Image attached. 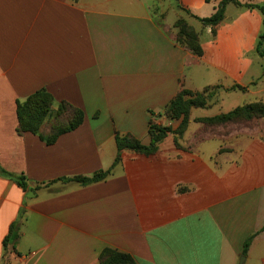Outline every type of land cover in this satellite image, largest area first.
Instances as JSON below:
<instances>
[{"label":"crops","instance_id":"crops-1","mask_svg":"<svg viewBox=\"0 0 264 264\" xmlns=\"http://www.w3.org/2000/svg\"><path fill=\"white\" fill-rule=\"evenodd\" d=\"M219 1L0 0V168L28 185L0 176V264H99L104 248L137 264H264V120L199 125L179 148L167 137L154 155L123 152L103 181H60L111 168L117 133L148 145L151 113L181 89L202 91L189 69L201 79L216 71L204 88L250 83L238 75L259 34L255 10L243 8L224 28L227 5L214 38L202 29L201 57L174 43L177 18H208ZM153 10L164 14L161 25ZM40 89L84 113L52 145L16 133V101ZM195 110L190 121L206 118Z\"/></svg>","mask_w":264,"mask_h":264},{"label":"trees","instance_id":"trees-1","mask_svg":"<svg viewBox=\"0 0 264 264\" xmlns=\"http://www.w3.org/2000/svg\"><path fill=\"white\" fill-rule=\"evenodd\" d=\"M232 4L237 7H243L249 10L256 9L262 15L263 30L258 37L256 52L260 53V47L264 41V4H242L238 0H220L214 13L203 19H198L203 26L210 27L214 35L215 27H217L224 19L226 6ZM185 11V10H184ZM190 14L188 11H185ZM176 28V42L184 46L195 56L200 57L203 54L202 48L199 44L198 33L187 25V23L179 19L175 22ZM220 86L205 88L202 91H191L188 89H181L164 107L161 114L168 120H179L180 123L176 130L170 127L161 126L153 121L154 114L151 113V119L148 122L147 134L150 142L148 145H143L138 139L131 134L115 135L116 156L114 158L111 168L106 171H100L90 177H73L61 178L63 182H75L81 186L90 185L105 180L116 167L120 161L122 153L130 151L136 154L151 156L154 155L161 143L167 138L169 134L174 137V145L179 148V141L182 138L188 126L190 111L192 109H203L210 106L211 96L215 89ZM241 89L237 85H233L226 91H233ZM56 103V108L52 110ZM264 116V105L260 103L250 104L243 107H237L227 113H222L210 118H203L197 120L202 122L204 128H211L213 126L222 125L225 123H233L236 121H249L253 118ZM16 117L17 127L16 133L22 136L25 133H30L39 137L46 145H52L56 142L59 136L69 133L77 129L83 122L84 113L80 109L72 106L68 102H55L53 97L44 89L37 90L29 95L23 101H16ZM53 119V124L46 131L47 122ZM62 120H65L63 122ZM0 176L12 180L22 190L27 189V182L24 176H15L4 169L0 168ZM255 237V234L245 239L243 243L242 254L245 255L248 248ZM12 230L4 240V247L6 248L11 243ZM99 264H137L136 261L129 254L121 253L111 248H104L98 256Z\"/></svg>","mask_w":264,"mask_h":264},{"label":"rangeland","instance_id":"rangeland-1","mask_svg":"<svg viewBox=\"0 0 264 264\" xmlns=\"http://www.w3.org/2000/svg\"><path fill=\"white\" fill-rule=\"evenodd\" d=\"M235 6V5H234ZM233 5H229L227 7L226 10V14H227V22L225 23V27L229 24H232V22L235 20L236 14H238L240 11H247L246 9H243V7H239V8H235L237 6L234 7ZM254 11V15L257 16L259 18V34L255 40V46L252 50H250L249 52H244V59L247 58L251 63L250 64H244L245 69L241 72V76L238 75V77L240 78V81L242 82H247L250 81V83L242 85L243 87H241V89L239 90H235L233 92L230 91H226L222 88L219 89H215V91L213 92L212 96H211V101H210V106H208L207 108H203V109H198L193 111L194 115H203L206 118H210L222 113H227L237 107H243L246 105H250V104H256V103H260L264 105V50L261 51L262 54L257 53L256 52V45H257V41H258V37L261 34L262 30H263V25H262V15L261 13L256 10L253 9ZM157 10H153V16L155 19V22L157 25H161L162 23V19L164 18V14L160 15V14H156ZM179 19L184 20L188 26H190L191 28H193L197 33H198V40H199V44L201 46L200 43V34L202 29L205 28H209L210 32H211V28L210 27H206L203 26L201 23H199L197 20H195L194 18H192L191 16L185 14V16H181L179 18H177L175 20V22ZM174 22V24H175ZM223 22V21H222ZM221 22V23H222ZM220 23V24H221ZM173 24V29H174V43L176 45H178L179 47L187 50L188 52H190L188 49H186L184 46L180 45L179 43L176 42V28L174 27ZM219 24V25H220ZM201 25V30L200 28H198V26ZM218 25V26H219ZM217 26V27H218ZM217 27H215V33L214 35L211 32V36L214 38L216 35V30ZM199 29V30H198ZM204 36V34H202ZM263 46V44H262ZM202 48V47H201ZM261 49V47H260ZM203 51V50H202ZM191 53V52H190ZM192 55H194L193 53H191ZM195 56V55H194ZM197 57V56H195ZM201 57V56H200ZM226 66L230 67L231 64H225ZM208 68V67H206ZM208 73L205 74L203 77L204 79H201L199 77V75H197V71H199L198 68L194 69H189L188 72L190 71L189 76H191V78L193 79V83L197 86V87H201L200 89L203 90L205 89V86H208L211 81H213V79H215V76H217V73H213L216 72L213 69H207ZM234 70V69H233ZM192 72V73H191ZM220 82H222V84L225 85H230L233 82L228 78V77H224L221 76L220 78ZM215 86H211L208 88H213ZM257 87H259V89H261L262 91L259 92L258 95H251L249 93V90H253L256 89ZM207 88V87H206ZM199 92V91H198ZM56 108V103L53 105L52 110L54 111V109ZM162 113V112H161ZM158 113V114H161ZM155 115L153 117V121L161 126H167L170 127L172 130H176L180 121L179 120H168L164 115ZM199 119H203V118H197L194 119V121H188V126L186 128V131L184 132L182 138L180 139V141H189L190 139H192V137L194 136V134L197 132L199 125H203L202 122H198L197 120ZM262 120H264V116L263 117H259V118H253L249 121H236L233 123H225L222 125H217V126H213L211 127V130H215L216 128H226L229 126H235L238 129L242 128V127H253L255 126L257 123H260ZM53 119H50L47 122V127H46V131L49 130V128L51 127V125L53 124ZM63 122H65V120H62ZM218 133L223 134L222 131H219ZM226 133V132H225ZM168 141L169 142H173L174 143V137L172 134H169L168 136Z\"/></svg>","mask_w":264,"mask_h":264},{"label":"water","instance_id":"water-1","mask_svg":"<svg viewBox=\"0 0 264 264\" xmlns=\"http://www.w3.org/2000/svg\"><path fill=\"white\" fill-rule=\"evenodd\" d=\"M241 259H243V258H241ZM240 262H241V260H240Z\"/></svg>","mask_w":264,"mask_h":264}]
</instances>
